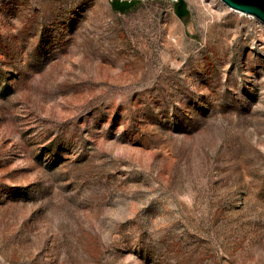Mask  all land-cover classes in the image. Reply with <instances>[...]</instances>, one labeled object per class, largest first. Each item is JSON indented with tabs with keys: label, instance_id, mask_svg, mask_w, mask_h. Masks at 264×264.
<instances>
[{
	"label": "rangeland",
	"instance_id": "rangeland-1",
	"mask_svg": "<svg viewBox=\"0 0 264 264\" xmlns=\"http://www.w3.org/2000/svg\"><path fill=\"white\" fill-rule=\"evenodd\" d=\"M185 2L0 0V264H264V24Z\"/></svg>",
	"mask_w": 264,
	"mask_h": 264
},
{
	"label": "water",
	"instance_id": "water-1",
	"mask_svg": "<svg viewBox=\"0 0 264 264\" xmlns=\"http://www.w3.org/2000/svg\"><path fill=\"white\" fill-rule=\"evenodd\" d=\"M177 2L178 0H170ZM228 8L241 12L243 14L253 16L264 24V0H220ZM189 17V12L181 17L186 20Z\"/></svg>",
	"mask_w": 264,
	"mask_h": 264
},
{
	"label": "trees",
	"instance_id": "trees-1",
	"mask_svg": "<svg viewBox=\"0 0 264 264\" xmlns=\"http://www.w3.org/2000/svg\"><path fill=\"white\" fill-rule=\"evenodd\" d=\"M112 5L115 9L123 11L126 5L124 3H120L118 1H112ZM174 11L178 17H182L185 14L188 13V9L186 7V2L185 0H178L177 2L174 3Z\"/></svg>",
	"mask_w": 264,
	"mask_h": 264
}]
</instances>
